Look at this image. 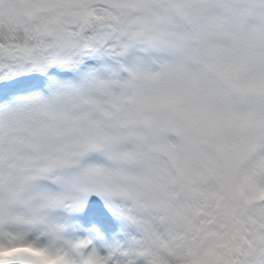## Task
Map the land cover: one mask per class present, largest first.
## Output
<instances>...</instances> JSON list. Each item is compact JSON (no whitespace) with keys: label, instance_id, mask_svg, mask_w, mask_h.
I'll return each mask as SVG.
<instances>
[{"label":"clouds","instance_id":"clouds-1","mask_svg":"<svg viewBox=\"0 0 264 264\" xmlns=\"http://www.w3.org/2000/svg\"><path fill=\"white\" fill-rule=\"evenodd\" d=\"M113 10L137 58L25 102L29 125L78 120L0 181L5 219L33 234H62V210L87 194L152 243L244 179L264 183V0H120Z\"/></svg>","mask_w":264,"mask_h":264},{"label":"snow or ice","instance_id":"snow-or-ice-1","mask_svg":"<svg viewBox=\"0 0 264 264\" xmlns=\"http://www.w3.org/2000/svg\"><path fill=\"white\" fill-rule=\"evenodd\" d=\"M119 2L0 0V181L37 163L24 154L26 143L39 145L78 128L77 119L56 129L27 124L26 101L118 74L129 47L113 10ZM62 211V234L50 237L33 234L18 218L5 219L0 205V264H264V206L209 210L212 219L201 221L197 238L206 243L196 248L173 245L168 237L148 243L139 231L132 235L96 196L76 197ZM97 249L105 255L97 256Z\"/></svg>","mask_w":264,"mask_h":264},{"label":"rangeland","instance_id":"rangeland-1","mask_svg":"<svg viewBox=\"0 0 264 264\" xmlns=\"http://www.w3.org/2000/svg\"><path fill=\"white\" fill-rule=\"evenodd\" d=\"M131 53L133 55L134 60L137 58V50L136 49H132ZM44 129H48L45 127H41ZM38 145H34L32 143H26L23 146V150H24V154L28 157H31V154L33 152V150L35 148H37ZM258 181L255 180L254 178H246L243 181H241L239 184L233 186L231 189H229L227 192L229 193H235L238 189V187H243L244 189H246L247 191L252 192L250 194H252L254 197L257 196L254 193V190L256 188V185H254V183H257ZM260 183V182H258ZM227 195V193H224L222 195H218L215 199V203H209V202H204L201 203V205L199 207H196L192 210V214L191 217L187 220L185 227L179 231L178 233H176L175 235L172 236H168L169 240L171 241V243L173 245H188L191 248H196V247H200L202 245H204L206 243V241L204 239H200L199 243H197V238L199 237V232H198V228L201 226V221L202 220H207V219H212V217H208L206 216V213L209 210L214 209L217 213L225 211L227 208V205L221 204L222 201H225V196ZM217 205H219L220 207H217ZM111 208V206H110ZM209 208V209H208ZM216 219H220V216H217ZM124 223L127 224L129 226V230L132 233V235H135V233L137 232V228L134 225V223L132 221H130L128 218L123 217ZM206 227H211V225H204ZM131 237H129L130 239ZM117 242H124V241H117Z\"/></svg>","mask_w":264,"mask_h":264},{"label":"trees","instance_id":"trees-1","mask_svg":"<svg viewBox=\"0 0 264 264\" xmlns=\"http://www.w3.org/2000/svg\"><path fill=\"white\" fill-rule=\"evenodd\" d=\"M226 202H227V208H228V207H229V205H228V201H226ZM204 205H205V204H204ZM204 205H203V206H204ZM208 209H209V208H208Z\"/></svg>","mask_w":264,"mask_h":264}]
</instances>
